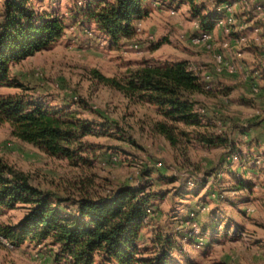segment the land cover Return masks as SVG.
I'll return each mask as SVG.
<instances>
[{
	"label": "rangeland",
	"instance_id": "obj_1",
	"mask_svg": "<svg viewBox=\"0 0 264 264\" xmlns=\"http://www.w3.org/2000/svg\"><path fill=\"white\" fill-rule=\"evenodd\" d=\"M220 1L197 0L195 10L177 4V18L170 17L168 7L163 13L153 8L160 23L149 16L138 21L137 36L115 46L92 23L76 27L72 14L80 8L78 0H33L38 11L69 17L66 38L12 65L11 77L23 87H2L0 94H22L50 108L76 112L93 132L83 139V160L72 163L18 140L8 124H0V157L33 186L62 199L71 213L81 197L145 186L154 194L153 214L142 228L139 246L155 254L156 237H173L172 264H264V142L257 140L264 130V91L251 94L241 77L217 78L211 92L196 96L198 108L207 112L202 119L208 127L200 132L226 143L209 148L193 138L173 149L155 130L162 118L153 106L132 103L97 78L121 80L142 63L186 60L209 69L212 55L183 37L194 33L195 19L213 15ZM239 18L251 20L248 13ZM129 42L139 48L130 49ZM260 155L263 161L257 165ZM25 213L22 206L3 210L0 227L17 225ZM191 213L194 217L186 219ZM1 237L0 264H67L58 261L59 247L49 241L10 248Z\"/></svg>",
	"mask_w": 264,
	"mask_h": 264
},
{
	"label": "trees",
	"instance_id": "obj_2",
	"mask_svg": "<svg viewBox=\"0 0 264 264\" xmlns=\"http://www.w3.org/2000/svg\"><path fill=\"white\" fill-rule=\"evenodd\" d=\"M196 9L197 0H162ZM149 0H88L72 14L73 21L92 23L112 45L133 40L136 23L149 16ZM214 14L200 21L214 29ZM67 16L38 11L33 0H2L0 3V88H22L11 77L12 65L41 52L62 38L68 28ZM104 85L119 91L130 102L153 106L162 118L156 132L173 149L195 138L205 147L226 143L220 137L203 136L208 127L197 112L196 96L206 91L186 60L164 64L142 63L121 80L97 74ZM0 124H8L12 135L48 156L69 162L83 160V139L93 127L76 112L50 108L22 94H0ZM148 172L147 176H149ZM241 188L246 184L238 182ZM154 194L144 187H120L109 196L81 197L74 213L63 208V200L33 186L22 173L0 157V213L19 206L26 209L15 226H1L0 235L15 247L49 241L59 247L58 261L67 264H172L168 261L176 247L173 237L158 236L155 254L140 248L142 228ZM193 240V239H190ZM194 241V240H193ZM154 255L146 257L147 255Z\"/></svg>",
	"mask_w": 264,
	"mask_h": 264
},
{
	"label": "built area",
	"instance_id": "obj_3",
	"mask_svg": "<svg viewBox=\"0 0 264 264\" xmlns=\"http://www.w3.org/2000/svg\"><path fill=\"white\" fill-rule=\"evenodd\" d=\"M88 0H78V6L84 7ZM171 18H177L179 12L175 7L168 10ZM248 13L250 21L241 20L239 16ZM214 28L222 31L225 38L218 40L213 31L203 28L199 20L193 21L194 33L183 37L191 46L212 55L210 68L194 66L189 63V69L197 76L206 91H212L217 78L241 77L248 91L253 95H260L264 90V0H222L214 5ZM141 24L136 23V32H140ZM154 39L153 35L149 36ZM130 49H138V43L129 42ZM247 49H251L255 56V63L249 66L245 61ZM197 112L204 116L206 110L197 107ZM263 157V156H262ZM255 158L260 165L263 158ZM237 160V156L234 157ZM157 165L160 167L161 162ZM148 219L152 216L151 208L147 209ZM191 213L186 219H192ZM2 238V237H1ZM6 246L14 245L2 238Z\"/></svg>",
	"mask_w": 264,
	"mask_h": 264
},
{
	"label": "crops",
	"instance_id": "obj_4",
	"mask_svg": "<svg viewBox=\"0 0 264 264\" xmlns=\"http://www.w3.org/2000/svg\"><path fill=\"white\" fill-rule=\"evenodd\" d=\"M222 1V0H221ZM220 1V2H221ZM148 7H149V11H150V15H149V17H152V18H154L155 19V15L156 16H158L157 15V12H154V10H153V8H155L156 9V11H158V13H163L162 12V10H164L166 7H168V8H172V7H176V3H174V4H171L170 2H163L162 0H149V2H148ZM181 7H184V4L183 5H180ZM67 16V15H66ZM149 17H147V18H145V19H143L142 21H144L145 22V20H149ZM67 21H70V19H69V17L67 16V19H66V23H67ZM141 21V20H140ZM141 21V22H142ZM155 21H157V22H155V23H160L159 22V20L158 19H155ZM76 22V21H75ZM147 23V22H146ZM75 25H76V27L79 25V23H75ZM156 27H157V25H156ZM67 32V30L65 31V33ZM97 33H98V35L100 36H102V37H106L103 33H101V32H99V31H97ZM213 33H215L216 34V36H217V38L220 40V38L221 39H223V33H222V31L221 30H219V31H217L216 29H213ZM62 38H66V35L64 34L63 35V37ZM62 38H60V39H62ZM96 40V39H95ZM250 51H252V50H250ZM249 54H250V56H249ZM252 54L254 55V53H253V51H252V53L251 52H249V50H248V52L246 51V56H245V60H246V62L247 61H250V60H248V59H251V61L253 62V61H255V56H253L252 57ZM248 56V57H247ZM248 64V63H247ZM249 66H253V65H250V63L248 64ZM262 85H264V84H262ZM247 88V87H246ZM261 126H264V122H262L261 124H260ZM254 131V128H252L251 130H250V132H251V134H252V132ZM262 132H263V134L261 135V136H257V140L258 141H262V142H264V130H262ZM31 245V244H30Z\"/></svg>",
	"mask_w": 264,
	"mask_h": 264
}]
</instances>
